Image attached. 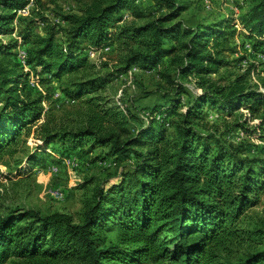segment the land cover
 <instances>
[{"label": "trees", "instance_id": "1", "mask_svg": "<svg viewBox=\"0 0 264 264\" xmlns=\"http://www.w3.org/2000/svg\"><path fill=\"white\" fill-rule=\"evenodd\" d=\"M141 1L78 0L76 12L60 16L61 28L46 22L51 2L34 0L20 31L13 23L29 0H0V37L9 36L0 38V165L6 169L0 189L8 179L29 177L52 145L62 154L98 151L95 160L120 165L134 160L93 188L78 222L25 208L0 215V264H264V218L248 212L264 192V160L246 157L244 142L226 148L215 139L222 129L264 133V93L247 74L226 84L212 77L233 52L234 26L188 28L179 19L185 0H156L158 14ZM239 19L264 54V0H253ZM42 22V35L32 33ZM24 41L31 42L24 65L38 84L47 81L43 75L56 79L61 96L73 102L59 116L43 112L44 98L24 94L30 75L13 54ZM110 43L114 53L98 57L104 63L84 53ZM133 66L156 68L170 89L165 97L176 117L169 132L152 123L130 131L104 96L106 85ZM190 77L200 94L178 114ZM261 86L264 91V80ZM208 106L234 120L209 123Z\"/></svg>", "mask_w": 264, "mask_h": 264}, {"label": "rangeland", "instance_id": "2", "mask_svg": "<svg viewBox=\"0 0 264 264\" xmlns=\"http://www.w3.org/2000/svg\"><path fill=\"white\" fill-rule=\"evenodd\" d=\"M45 1L51 2L47 5L46 22L58 24L61 28H65L66 24L61 22L60 16L72 14L78 8V0H56L54 3H52L53 0H43V2ZM252 2L253 0H185V10L180 13L179 19L188 28H195L197 25L215 27L220 23L230 22L235 30L229 39V45L233 48V52L227 54V63L224 67L217 69L212 77L220 84H226L247 74L246 80L258 91L262 89L261 81L264 80V54L253 48V39H248V33L239 25L241 14L249 8ZM137 5L155 14L163 11L156 0H142ZM32 9L31 4L19 10L17 17L20 22L16 23L15 21L13 26L20 24L17 28L21 31L26 25L24 24L26 20L23 18H27ZM122 14L124 18H128L127 11ZM221 26L219 30L222 31L224 25ZM43 27L44 23H39L37 27L33 28L32 33L42 35ZM18 33L19 31H15L12 37L20 43ZM0 38L6 42L9 36ZM24 42L13 52L15 60L20 61L24 72H29L30 75L27 78V84L31 90L25 88L24 94L28 93L32 98H44L41 104L43 112L49 110L51 115L59 116L63 109L71 106L73 102L61 96L56 79L43 75L47 81L43 85L38 84L37 75L24 65L25 52L31 48L30 41ZM115 47V43H110L100 51H85L84 53L90 61L96 59L104 63L105 59L98 57L101 55L111 56ZM155 70L156 68L141 70L139 67L133 66L126 74L112 79L104 89V96L114 102V106L119 112H123L122 115L127 118L128 127L132 132L138 129L142 123L144 128L152 123L154 130H157L161 125L164 130L169 132L170 122L176 117L168 110L170 103L165 97L166 94H171L170 89L163 84ZM183 88L184 94L179 97L180 105L175 110L178 114L185 113L186 105L191 98L200 94L192 77L184 82ZM155 108H158V111H155ZM204 111L206 120L212 124L219 125L222 120H226L228 123L234 120L233 118H224L218 106L205 107ZM238 111L246 114V110L239 109ZM42 120L43 115L38 122L40 123ZM254 125L255 123L250 124V126ZM261 136V138L248 136L240 130L225 133L222 129L215 139L226 148L229 145L236 146L244 142L246 157L264 160V133ZM29 144H31V140H29ZM97 154L98 151L91 154L85 150H69L62 154L58 145L48 146L38 165L31 167L29 177L21 180L11 178L3 182L0 189V215L7 210L25 208L41 213H59L78 222L84 204L92 196L93 188L109 178L117 176L116 172L121 166L131 165L134 161L130 157L120 165L113 158L103 161L95 160ZM0 171H6L3 165H0ZM248 212L264 218V192L259 196L258 204Z\"/></svg>", "mask_w": 264, "mask_h": 264}, {"label": "built area", "instance_id": "3", "mask_svg": "<svg viewBox=\"0 0 264 264\" xmlns=\"http://www.w3.org/2000/svg\"><path fill=\"white\" fill-rule=\"evenodd\" d=\"M29 4L28 5H31L32 4V0H29ZM22 10V9H21ZM25 13V12H24ZM93 54V53H92ZM32 85V84H31ZM199 92V91H198ZM259 93H264V91L262 89H259L258 90Z\"/></svg>", "mask_w": 264, "mask_h": 264}]
</instances>
